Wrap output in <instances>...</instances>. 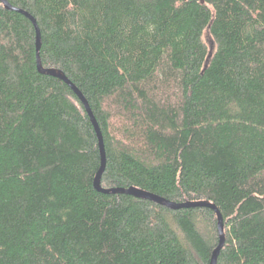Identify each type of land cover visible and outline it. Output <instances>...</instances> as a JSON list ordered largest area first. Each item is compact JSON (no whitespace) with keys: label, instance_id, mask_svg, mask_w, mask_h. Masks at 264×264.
<instances>
[{"label":"trees","instance_id":"obj_1","mask_svg":"<svg viewBox=\"0 0 264 264\" xmlns=\"http://www.w3.org/2000/svg\"><path fill=\"white\" fill-rule=\"evenodd\" d=\"M8 1L88 99L102 186L211 202L217 264H264V0ZM100 163L82 101L0 1V264L210 263L212 208L101 192Z\"/></svg>","mask_w":264,"mask_h":264},{"label":"water","instance_id":"obj_2","mask_svg":"<svg viewBox=\"0 0 264 264\" xmlns=\"http://www.w3.org/2000/svg\"><path fill=\"white\" fill-rule=\"evenodd\" d=\"M0 1L8 9L20 12L32 21V23L35 27V30H36V47H37V67H38V70L42 73H46V74L58 77V78L62 79L63 81H65L72 88V90L76 93V95L79 97V99L82 101L83 105L85 106L86 111H87V113L90 117V120H91V122L95 128L96 133H97L98 142H99V149H100V156H101L100 167H99L97 174L95 176V179H94L95 188L101 192H104V193L120 192V193H127V194L133 195L135 197H139V198L150 199L152 201L167 205V206L172 207L174 209L182 208V207H197V206H206V207L212 208L217 213V216H218L219 242H218L217 247L214 249V251L212 253V257H211L209 264H217L220 251L224 247V244L226 241V236H225V230H224L223 215L215 204H213L211 202H207L205 200L176 202V201L166 199V198H164L158 194H155L153 192L147 191L145 189H142V188H139L136 186H130L127 188H124V187L105 188L102 186L101 177H102V174H103L104 169L106 167L105 143H104V138H103V134H102L100 125H99L97 118H96V116H95V114H94V112H93V110L89 104L88 99L86 98L84 93L79 89V87L66 74H64L62 70H58V69L53 68V67L44 68L42 66L40 54H39L40 44H41V42H40L41 41V31H40V28L38 26L36 18L31 13H29L28 11L11 4L8 0H0Z\"/></svg>","mask_w":264,"mask_h":264},{"label":"rangeland","instance_id":"obj_3","mask_svg":"<svg viewBox=\"0 0 264 264\" xmlns=\"http://www.w3.org/2000/svg\"><path fill=\"white\" fill-rule=\"evenodd\" d=\"M204 40L209 44V46H210L211 48H214V45H215V44H214V41H213L212 38L210 37L208 31L205 32Z\"/></svg>","mask_w":264,"mask_h":264}]
</instances>
